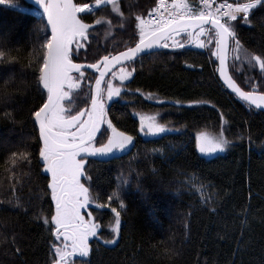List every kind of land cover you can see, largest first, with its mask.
Instances as JSON below:
<instances>
[{"label":"trees","instance_id":"16d2710c","mask_svg":"<svg viewBox=\"0 0 264 264\" xmlns=\"http://www.w3.org/2000/svg\"><path fill=\"white\" fill-rule=\"evenodd\" d=\"M155 1L118 0L123 17L111 5L81 14L92 28L88 44L73 61L94 64L134 47L139 41L136 17L145 18ZM75 2L91 5L95 0ZM10 3L26 11L0 4V52L5 54L0 60V264H53L58 257L52 246L63 245L51 220V176L41 164L42 142L33 115L46 102L38 68L45 42L41 29L47 19L32 0ZM99 18L111 20V26L95 24ZM249 20L251 24L239 18L232 22L236 38L264 58V7L254 9ZM211 37L207 47L195 44L142 57L125 66L135 69L128 81L114 83L123 90L109 105L108 118L134 138V145L129 153L111 159L88 158L85 168L92 180L86 186L98 203L108 205V196L126 179L121 191L126 210L115 199L104 209L91 204L100 228L89 256L77 264H264V112L250 109L222 86L216 39ZM174 39L185 45L189 37L185 33ZM171 42L167 44L173 46ZM229 65L243 90H252L251 80L264 91L258 66L234 61L232 51ZM83 73L72 95L74 112L90 107L89 96L99 78ZM140 115L156 116L171 133L143 139L138 134ZM105 129L98 146L111 135ZM201 132H223L231 142L226 153L202 157L196 146ZM13 153L18 154L15 165ZM25 154L28 159L22 158ZM111 208L121 211L119 237L110 227ZM112 239L115 244L105 243Z\"/></svg>","mask_w":264,"mask_h":264},{"label":"snow or ice","instance_id":"6c2138e0","mask_svg":"<svg viewBox=\"0 0 264 264\" xmlns=\"http://www.w3.org/2000/svg\"><path fill=\"white\" fill-rule=\"evenodd\" d=\"M0 4L26 11L20 5L10 3V0H0ZM35 4L43 8V14L47 17V23L41 29L45 32V42L41 45L44 54L38 68V83L42 85L41 94L46 95V102L34 111L33 115L42 142L39 149L41 164L44 171L51 176L49 187L51 198L55 201V214L51 220L55 225V237L63 245L52 246L54 255L58 257L53 264H75L73 257L77 254L81 258L89 256L91 251L89 239L97 237L100 228L92 212L88 211L89 206L95 203L97 209H104L110 207V202L115 199L120 209L126 210L121 197L123 185L127 183L126 179H122L117 189L108 196V205L98 203V198L93 196L90 187L86 186L92 180L85 168L88 157H108L117 151L128 149L133 144V137L119 131L108 118L106 100L119 97L123 89L112 83L117 79V73H113L108 81H105V76L116 65L133 60L137 54L161 41L173 40L176 44L174 37L181 33H187L199 47H207L200 40V36L211 32L216 39L214 54L220 61L218 71L227 87L245 101L250 109L255 107L264 110V91H260L251 80L248 83L252 90H243L229 74L227 65L231 39L233 60H239L242 64L246 61L250 68L258 66L264 74V58L241 45L232 23L239 18L245 24H251L249 16L253 9L258 6L264 7V0H247L243 3L239 0L234 3L223 0L215 5L214 0H201L202 6L196 9L187 0H173L170 4H166V0H158L157 7L152 10L159 15L158 20L136 17L139 41L135 47H128L118 55H105L97 63L88 65L89 68L96 69L99 78L95 79L94 94L89 96L90 107L82 110L77 107L75 112L73 111L75 100L72 99V95L74 90L81 86L84 66L74 63L73 57L78 56L80 50L88 44L89 29L92 28V25L81 19L80 14H92L102 5H111L112 10L120 17H123L124 13L120 10L118 0H95L91 5L79 4L74 0H35ZM152 12H149V17L152 16ZM103 23L111 26L112 21L106 18L95 21L97 25ZM205 25L209 28L206 29ZM161 46L168 47V44L164 43ZM176 46L183 47L182 44ZM4 56L5 54L0 52V60H3ZM73 72L79 75L74 77ZM133 72L134 68L128 71L121 67L118 78L123 82L128 80ZM102 84L105 86L102 87ZM66 102L68 107L65 106ZM104 124L111 129V135L106 136V143H101L97 147L96 137ZM140 131L158 134L165 132L166 127L158 123L155 116L140 115ZM197 141L199 151L205 155L225 151L231 143L223 132L216 135L201 132L197 136ZM17 155L13 153V165ZM22 158L28 159L26 154ZM111 212L114 213V219L110 227L112 233L119 237L121 211L111 208ZM42 218L45 224L49 223L48 217ZM105 243L115 244L116 240L112 239ZM84 264L90 262L85 261Z\"/></svg>","mask_w":264,"mask_h":264},{"label":"water","instance_id":"95a60500","mask_svg":"<svg viewBox=\"0 0 264 264\" xmlns=\"http://www.w3.org/2000/svg\"><path fill=\"white\" fill-rule=\"evenodd\" d=\"M75 2V0H74ZM205 28L208 29L209 26L208 25H205ZM49 30H50V26H49ZM182 34V33H181ZM168 41V40H167ZM167 41H161L160 43L154 45L152 48L150 49H145L143 52L137 54V56L131 60V61H125L123 62L122 64H119V65H116L115 67L112 68V70L108 73V75L105 76V81H107L113 73H115L117 70H119L121 67H125L133 62H135L136 60H139L140 58L142 57H145V56H148V55H151V54H154V53H159V52H177V51H183V50H187V49H190L192 48L196 43L193 42L192 38L189 37V42L184 45L183 47H175V46H168V47H162L161 45L166 43ZM135 47V46H134ZM126 51V50H125ZM230 52H231V39L229 40V51L227 53V65H228V72L229 74L231 75V72H230V65H229V60H230ZM119 54V53H118ZM118 54H112V55H118ZM102 59V58H101ZM74 62V61H73ZM74 63H77V62H74ZM78 64H81L83 65L84 67L82 68V71L83 72H89V73H92L94 75H97L99 77V73L96 71V69L94 68H89L88 65L90 64H87V63H78ZM217 64H218V68H217V71L220 67V61L219 59L217 58ZM73 74H77L76 72H73ZM217 75H218V79L220 81V83L222 84V86H224V88L229 91L231 94H233L236 98H238L240 101H242L243 103H245L246 105H248L245 101L241 100L238 95L236 93H234L230 88L227 87L224 79L220 76V73L219 71L217 72ZM232 76V75H231ZM233 78V77H232ZM237 83V82H236ZM238 84V83H237ZM105 85L102 84V87H104ZM95 87V86H94ZM94 87H93V94H94ZM253 109L255 110H258V111H261V112H264V110H261V109H256L255 107H253ZM37 125V124H36ZM38 128V126H37ZM104 128H105V124L101 126V129H100V132L97 134V137H96V141L100 138L102 132L104 131Z\"/></svg>","mask_w":264,"mask_h":264},{"label":"rangeland","instance_id":"374dc122","mask_svg":"<svg viewBox=\"0 0 264 264\" xmlns=\"http://www.w3.org/2000/svg\"><path fill=\"white\" fill-rule=\"evenodd\" d=\"M32 1L35 2V0H32ZM187 2H188V1H187ZM220 2H223V0H216V2H214V5H215L216 3H220ZM228 2H229V3H234V2H236V0H228ZM239 2H240V0H239ZM188 3H189L194 9H196L197 7H199V6H197L195 3H190V2H188ZM253 10H254V9H253ZM81 14H85V13H81ZM81 14H80V15H81ZM241 15H242V14H241ZM46 19H47V17H46ZM144 19H147V16H146ZM182 34H185V33H182ZM211 35H212V34H211L210 32H208L206 35L200 36V40L203 41V42L206 44V43L210 42V38H209V37H211ZM174 40H175V39H174ZM175 42H176V44H178V43H179V40H175ZM171 44H172L173 46L176 45V44H174L173 40H172ZM196 47H197V48H201V47H199L197 44H196ZM215 51H216V49H215ZM230 54H231V52H230ZM216 57H217V56H216ZM123 68L129 71V69H128L127 67H123ZM119 71H120V69L116 71V73H117V79L112 81V83H113L114 86H115V84H114L115 82L122 83V82L119 80V78H118ZM129 79H130V78H129ZM129 79H128V80H129ZM128 80H125V81H128ZM123 82H124V81H123ZM121 93H122V92H121ZM117 99H118V97H114L112 100H106V109H108L109 105H110L113 101H115V100H117ZM145 116H154V115H145ZM155 117H156V116H155ZM139 118H140V116H139ZM156 119H157V122H158V118H157V117H156ZM139 122H140V119H139ZM158 123H159V122H158ZM105 127H106V128L110 131V133H111V129L108 128L107 124H106ZM169 133H171V131H170L168 128H166V131H165V132H163V133H158V134H151V133H148L147 131H146V132H141V131H140V124H139V131H138V134H139V136H141L143 139H156V138H160V137H162V136H164V135H166V134H169ZM133 145H134V138H133V144L130 145V146L128 147V149H126V150H124V151H117V152H115L114 154H112L111 156L103 157V158H98V157H88V158H95V159H111V158H113V157H116V156H119V155H124V154L129 153L130 150L132 149ZM197 145H198V141H197V137H196V146H197ZM96 146L99 147L97 144H96ZM197 150H198V152L200 153V155H201L202 157H204L205 159H213V158H215V157H218V156H220V155H224V154L226 153V150H225V151H219V152H216V153L211 154V155H205V154H202V153L199 151L198 146H197ZM47 174L50 175V173H47ZM92 207H93V206L90 205L88 211H90V209H91ZM94 207H95V206H94ZM86 218H87V217H86ZM109 219L113 221V219H114V215H110V216H109ZM96 238H97V237H91V238L89 239V245H90V248H91V242H92L94 239H96Z\"/></svg>","mask_w":264,"mask_h":264},{"label":"built area","instance_id":"2783aa9c","mask_svg":"<svg viewBox=\"0 0 264 264\" xmlns=\"http://www.w3.org/2000/svg\"><path fill=\"white\" fill-rule=\"evenodd\" d=\"M173 2V0H166V4H170V3H172ZM214 2H216V0H214ZM157 5H158V0H156V4H155V7L154 8H156L157 7ZM198 6L199 7H201L202 6V4H201V0H198ZM152 12V11H151ZM147 19H152V20H158L159 19V15L157 14V13H155V12H152V16L151 17H149V15L147 16Z\"/></svg>","mask_w":264,"mask_h":264},{"label":"flooded vegetation","instance_id":"af4514ba","mask_svg":"<svg viewBox=\"0 0 264 264\" xmlns=\"http://www.w3.org/2000/svg\"><path fill=\"white\" fill-rule=\"evenodd\" d=\"M73 260L75 261V264H77V262L81 260V257H79L77 254L76 256L73 257Z\"/></svg>","mask_w":264,"mask_h":264},{"label":"bare ground","instance_id":"6f19581e","mask_svg":"<svg viewBox=\"0 0 264 264\" xmlns=\"http://www.w3.org/2000/svg\"><path fill=\"white\" fill-rule=\"evenodd\" d=\"M195 4L198 6V0H195ZM189 37V36H188ZM188 42H189V40H188ZM186 45V44H185ZM168 46H170V45H168ZM184 46V45H183ZM175 47H177V46H175Z\"/></svg>","mask_w":264,"mask_h":264}]
</instances>
